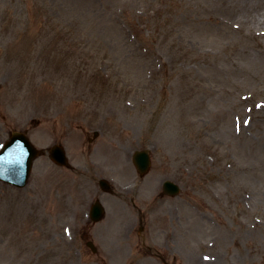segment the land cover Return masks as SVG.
Instances as JSON below:
<instances>
[{
  "label": "rangeland",
  "instance_id": "1",
  "mask_svg": "<svg viewBox=\"0 0 264 264\" xmlns=\"http://www.w3.org/2000/svg\"><path fill=\"white\" fill-rule=\"evenodd\" d=\"M15 129L71 169L44 154L25 187L0 182V264H162V230L169 264H264V0H0V143ZM146 147L138 194L179 180L177 222L120 193ZM99 177L105 218L62 223ZM141 208L153 222L126 239Z\"/></svg>",
  "mask_w": 264,
  "mask_h": 264
},
{
  "label": "bare ground",
  "instance_id": "2",
  "mask_svg": "<svg viewBox=\"0 0 264 264\" xmlns=\"http://www.w3.org/2000/svg\"><path fill=\"white\" fill-rule=\"evenodd\" d=\"M242 1H244L245 4H247V3H249V2L252 1V0H242Z\"/></svg>",
  "mask_w": 264,
  "mask_h": 264
},
{
  "label": "water",
  "instance_id": "3",
  "mask_svg": "<svg viewBox=\"0 0 264 264\" xmlns=\"http://www.w3.org/2000/svg\"><path fill=\"white\" fill-rule=\"evenodd\" d=\"M21 160H22V159H18V160H17L19 164L21 163Z\"/></svg>",
  "mask_w": 264,
  "mask_h": 264
}]
</instances>
